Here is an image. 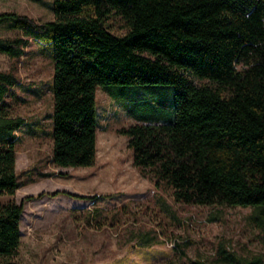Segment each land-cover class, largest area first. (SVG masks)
Here are the masks:
<instances>
[{
    "label": "trees",
    "instance_id": "obj_1",
    "mask_svg": "<svg viewBox=\"0 0 264 264\" xmlns=\"http://www.w3.org/2000/svg\"><path fill=\"white\" fill-rule=\"evenodd\" d=\"M53 11L43 24L1 14L21 36L0 39V52L20 63L33 40L53 62L54 167L96 164L102 88L137 121L119 132L156 185L181 203L251 208L260 250L225 249L217 264H264V0H54ZM15 74L0 72V194L11 197L25 184L16 132L26 119L5 101ZM24 211L0 202V264H19Z\"/></svg>",
    "mask_w": 264,
    "mask_h": 264
},
{
    "label": "rangeland",
    "instance_id": "obj_2",
    "mask_svg": "<svg viewBox=\"0 0 264 264\" xmlns=\"http://www.w3.org/2000/svg\"><path fill=\"white\" fill-rule=\"evenodd\" d=\"M53 5L54 0H0V15L17 13L43 24L54 19ZM113 30L125 33L117 20ZM19 36L0 23L1 40ZM42 49L31 40L20 63L0 52V72L19 77L5 98L9 114L26 119L16 132L17 172L25 184L14 197L0 194L2 203L24 204L19 264H217L225 249L243 256L260 250L251 208L178 202L134 165L128 138L119 131L137 121L102 88L96 164L54 167L48 135L54 65Z\"/></svg>",
    "mask_w": 264,
    "mask_h": 264
},
{
    "label": "crops",
    "instance_id": "obj_3",
    "mask_svg": "<svg viewBox=\"0 0 264 264\" xmlns=\"http://www.w3.org/2000/svg\"><path fill=\"white\" fill-rule=\"evenodd\" d=\"M21 231H22V229H21Z\"/></svg>",
    "mask_w": 264,
    "mask_h": 264
}]
</instances>
